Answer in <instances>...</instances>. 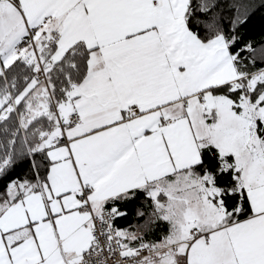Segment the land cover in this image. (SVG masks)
Listing matches in <instances>:
<instances>
[{
	"label": "snow or ice",
	"instance_id": "1",
	"mask_svg": "<svg viewBox=\"0 0 264 264\" xmlns=\"http://www.w3.org/2000/svg\"><path fill=\"white\" fill-rule=\"evenodd\" d=\"M0 264H264V0H0Z\"/></svg>",
	"mask_w": 264,
	"mask_h": 264
},
{
	"label": "trees",
	"instance_id": "2",
	"mask_svg": "<svg viewBox=\"0 0 264 264\" xmlns=\"http://www.w3.org/2000/svg\"><path fill=\"white\" fill-rule=\"evenodd\" d=\"M252 34L257 40L259 39V31L257 29H253ZM121 226H124V225L121 224Z\"/></svg>",
	"mask_w": 264,
	"mask_h": 264
}]
</instances>
